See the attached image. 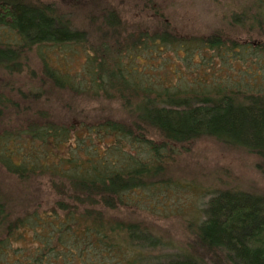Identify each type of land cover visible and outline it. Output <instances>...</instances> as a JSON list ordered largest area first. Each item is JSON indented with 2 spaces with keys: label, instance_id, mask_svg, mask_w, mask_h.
I'll use <instances>...</instances> for the list:
<instances>
[{
  "label": "trees",
  "instance_id": "1",
  "mask_svg": "<svg viewBox=\"0 0 264 264\" xmlns=\"http://www.w3.org/2000/svg\"><path fill=\"white\" fill-rule=\"evenodd\" d=\"M110 3L0 0V167L16 178L19 195L36 194L34 185L54 195L47 208L37 202L35 211L16 213L15 191L0 180V264H264V194L228 181L209 188L178 165L199 139L211 138L256 156L264 174V87L199 72L243 44L218 31L183 36L140 12L141 23L155 24L128 23ZM82 8L91 20L85 29L73 20ZM224 17L264 33V0ZM65 46L85 49L86 71L51 63V53L66 59ZM135 52L147 60L140 67L124 61ZM64 95L118 106L95 125L67 127L53 119L50 103ZM59 145L71 154L49 158ZM169 187L205 198L182 219L184 240L160 221L123 215Z\"/></svg>",
  "mask_w": 264,
  "mask_h": 264
},
{
  "label": "rangeland",
  "instance_id": "2",
  "mask_svg": "<svg viewBox=\"0 0 264 264\" xmlns=\"http://www.w3.org/2000/svg\"><path fill=\"white\" fill-rule=\"evenodd\" d=\"M111 2L110 5L117 9L122 19L128 23L135 21L141 23V16L147 18L153 17L157 22L165 21L171 24L179 34L183 36H201L207 37L213 31L223 32L230 39H237V42L243 46L237 48V52L232 55L226 54L222 59H216L211 68H202L204 77L208 81L215 80L217 82H239L249 80L254 86L264 87V51L257 50V47L250 42H259L264 44V33L261 30L251 29L249 22L245 27L238 23L229 24L231 19L225 18V11L229 9L239 8L246 10H254L256 0H105ZM86 6V5H85ZM156 6V7H155ZM159 9L156 14L154 9ZM77 11V10H75ZM89 9H83L81 12L73 15L76 26L80 29L89 28L91 20L87 15ZM152 14V15H151ZM155 24L154 20L144 21L141 24ZM141 24H136L140 26ZM239 25V26H237ZM250 27V28H248ZM66 55V59H60L59 53H51V63L61 71H71L72 73H80L86 68V51L82 46H65L60 50ZM230 53V52H229ZM138 52H135L137 55ZM124 61L128 66H142L147 62L142 55L133 56V59L125 57ZM86 71V70H85ZM156 75L164 74L163 71L156 70ZM52 100L51 110L53 119L60 125L67 127L79 126L80 124H97L103 115L111 113L110 108L118 106L117 102H108L102 97L93 96H68L64 95L61 100ZM114 119H117L113 115ZM75 134V133H74ZM77 134V133H76ZM72 136V135H71ZM73 138L76 137L72 136ZM106 142L113 141L110 138L104 139ZM191 152L178 158L179 173L188 175L191 173L196 181L207 185L209 188L215 187L223 182L228 181L231 186L235 185L243 188L251 193L264 194V174L257 167L259 159L244 150H228L218 145L211 138L199 139L195 145L191 146ZM70 155L68 149L59 145L55 152L48 151V157L59 159L65 154ZM83 155L79 156L82 159ZM5 171L0 167V180L4 181L5 186L10 190H14L16 213L35 211L37 202L42 208H47L54 195L45 187H36V194L29 196L26 194L19 195L20 188L17 187L16 178L2 173ZM44 182L48 183V177L45 176ZM223 181V182H222ZM16 187L18 189H16ZM40 189V190H39ZM39 190V191H38ZM204 195L199 196V192L189 187L184 188H166L158 191L155 195H151L149 203L140 204L143 209H158L161 213L167 214L166 219H153L154 216L148 214L147 211L137 208V204H130L132 208L124 211L126 218H133L134 215H140L144 219L157 221L167 232L173 237L181 240L185 239L188 229L181 222L187 218L186 215H192L196 205H202L205 198ZM140 197V196H138ZM141 198V197H140ZM146 201V200H145ZM125 207L123 208V210ZM135 211V212H134ZM151 212V211H150ZM157 213V212H156ZM158 217V216H156ZM138 218V217H137Z\"/></svg>",
  "mask_w": 264,
  "mask_h": 264
}]
</instances>
